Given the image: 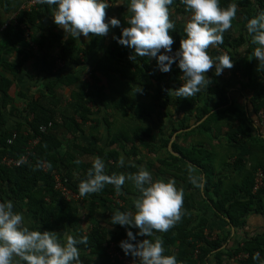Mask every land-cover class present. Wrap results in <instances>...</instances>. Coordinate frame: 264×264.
Returning a JSON list of instances; mask_svg holds the SVG:
<instances>
[{
    "label": "trees",
    "instance_id": "1",
    "mask_svg": "<svg viewBox=\"0 0 264 264\" xmlns=\"http://www.w3.org/2000/svg\"><path fill=\"white\" fill-rule=\"evenodd\" d=\"M0 1L8 4L5 12L14 9L10 4V0ZM110 2L116 3V0ZM231 2L233 0H220V6L226 7ZM234 2L238 5L236 17L233 19L231 28L224 32L223 43L217 47L224 50L232 58V76H235V74L238 76L240 93L243 96L246 93L250 94L248 98L250 110L236 106L234 101L227 95V90L217 82L215 75L210 73L207 76L209 78L208 84L204 85L195 95L191 97H177L175 95L174 102L181 118L175 123L167 140L156 145V139L143 128L134 130L132 133L133 138L125 135L120 139V142L124 141L126 144H130L134 155L137 154L134 140L143 145L149 153L154 154L159 163L157 172L161 175L172 176L182 181L187 178L188 173L180 164L189 162L199 168L204 174L203 184L205 189L211 190L215 195L213 199H208L210 209L230 228L244 232L242 241L231 247H227V241L231 238V231L223 238H212L210 233L204 234L205 229L208 228V222L206 219L196 218L193 214V211L197 208L194 196L191 193L184 192L180 220L167 232L157 233L163 240L164 254H174L180 264H206L210 257L214 259L215 264H264V230L253 235L248 234L245 219L249 214L264 216V181L260 187L254 189L258 170L260 169L264 175V137L263 133L254 131V122L259 114L264 115V69L257 68L258 62L252 55L255 45L250 42V37L245 28L249 18L264 10V0H234ZM126 8V4L122 6V9ZM52 9H54V6L38 2L35 8L29 12H17L16 21L10 22L0 31V67L11 72V77L0 75V92L3 94L1 108H5L12 100L7 92L21 68L19 64L7 62L4 55L11 50H18V48L27 45L24 30L20 28V25L26 24L33 29L37 22L42 21L45 15L50 14ZM169 10L170 19L175 25L174 30H171L170 33L174 40L172 48L175 51L179 48V42L184 37V23L176 21L171 10L183 15L187 12L180 0H173ZM187 15L189 14L187 13ZM127 20L125 17L120 19L121 24L115 28L110 44L90 70V82L81 83L79 73L65 74L60 69L56 71V62L58 60V62L64 64H80V59L99 45L101 37L89 34L88 50L86 51L78 46L76 38L72 37L70 33L63 42H60L59 35L52 37L50 48L58 43V55L55 58L51 57L49 49L45 52L42 61L43 71L52 77V80L46 85L45 93L39 94L34 100L27 101L24 109L25 118H30V121L27 119L24 122L27 128L23 126V123H20L16 124L12 130L3 132L2 128L5 121L0 110V160L3 158L20 159L26 152L28 142L36 136L40 137L38 143L30 150L27 162L16 167H7L0 164V199L11 198L24 203L33 224L40 231L57 232L61 239L66 234L77 238L86 236L87 242L78 246L80 248L81 264H124L123 260L118 259L112 262L107 251L110 244L114 243L116 250L123 259H126L127 256L119 247V242L127 239L126 228L120 225H112L109 221L107 225L113 226L115 231L106 229L99 218L101 215L100 208L106 203H113L109 200L110 197L117 195L123 202H128L125 195L138 196L139 193L131 182L126 181L121 186L122 190L119 193L115 191L112 185H106L97 193L81 197L79 202L67 201L55 189L53 172L58 173L65 184L78 193V184L86 178L91 162L77 163V160H75V175L68 170V163L71 164L73 156L69 153L62 154L60 152L64 139L56 137L57 135L52 132L58 126L57 121L59 119L69 121V128L65 127L72 138L70 137L66 143L69 146H75V134L81 131L75 118H79L81 124L86 123L91 120L90 117L93 115L92 109L88 107L89 104L108 106L110 97L105 94L103 85H100V80L96 76L97 73L105 77L107 84L110 86L109 89L111 88V98L117 92L114 85L119 82L114 74H118L126 85H129V83L142 84V78L154 81L156 88L150 98V103L142 105V114L145 116H149L155 109L171 102L170 87L166 86L169 79L173 84V90L180 87L184 82L181 79L183 73L176 63H173L170 71L161 72L157 68L155 58L145 56L137 57L136 60L129 59L130 55L134 54L133 50L118 44L116 39L113 38L114 36L119 37L121 29L128 26ZM1 26L2 19L0 18ZM30 40L32 43L36 42L40 50L44 47V41H36L35 36L31 35ZM208 54L211 57L223 55L216 49L210 50ZM75 84H80V86L78 90L71 93L73 103L69 107V117H65V114L61 111L63 98L57 96L56 89L59 86ZM118 94L116 109L126 110V106L131 109L132 102L127 99L125 94ZM19 97L25 98L22 94ZM205 116L206 118L202 121ZM192 117L194 123L199 124L190 131L196 130L210 140L215 135L212 130H216L219 134L224 128L227 129L225 132L228 140L226 151L233 154L235 159L230 165L224 164V166L225 168L231 167L235 171V179H232V177L228 180L224 178L215 180L212 178L214 153L207 152L201 147H191L187 150V148L179 146L180 138L187 137L190 132L185 131L190 127L189 123L185 122H188V119ZM49 122L52 123V127L45 133H39V127ZM178 130L182 132L176 135L171 151L179 156H174L170 151H167V146L173 133ZM8 140H11V143H8ZM75 149L86 154H92L97 150L96 147L86 148L78 145L75 146ZM163 152L166 155H163ZM98 155L105 162L110 158L114 161V165L105 166L106 174L131 173L138 170L137 167L129 164L118 166V157L106 152L98 151ZM43 163L46 170L42 167ZM129 202V207L133 209V201L129 200ZM81 203H83V208L86 209L83 220L80 215ZM120 209L125 211L124 208ZM83 221L86 225L85 228L82 227ZM131 230L134 234L138 231L135 228ZM140 237L142 239L147 238L145 236ZM140 237H137V239ZM149 239H154V237H149ZM171 247H173L172 250H170ZM257 253L259 254L258 257L253 259L254 254ZM240 254L246 257L237 260L235 263L233 258ZM230 259L234 262L231 263Z\"/></svg>",
    "mask_w": 264,
    "mask_h": 264
},
{
    "label": "clouds",
    "instance_id": "2",
    "mask_svg": "<svg viewBox=\"0 0 264 264\" xmlns=\"http://www.w3.org/2000/svg\"><path fill=\"white\" fill-rule=\"evenodd\" d=\"M38 2L54 6L53 23L75 38L89 34L104 36L110 27H119L121 21L116 17H109L105 21V9L110 5L126 4L130 13L128 26L121 29L119 37L113 38L118 44L133 50L134 54L129 57L131 60L145 56L155 58L161 72L170 71L173 63H176L184 81L174 90L177 97H191L199 92L208 84L209 78L205 73L213 66L217 76L233 66L229 55L211 57L207 50L210 46L215 48L223 43V34L231 28L237 14L238 5L234 0L226 7L220 6V0H180L189 16L183 26L184 37L175 51L170 34L175 25L170 19L169 10L173 0ZM245 28L250 42L255 45L252 55L258 62L257 68L264 69V10L249 18ZM124 164L125 157L121 154L118 166ZM189 168L191 171L192 166ZM126 181L131 182L139 195L133 200L132 210H116L110 219L112 225L126 228L127 239L119 242L124 255H130L133 264H180L174 254H164L163 240L157 235L167 232L182 215L184 189L177 187L174 179H154L152 173L142 165L138 166L136 172L109 175L105 172V161L96 156L92 158L86 178L78 184V193L83 197L101 191L106 185H112L119 193ZM189 181L198 188L203 187L202 177L190 175ZM132 228L138 231L134 234ZM140 236L147 238L137 239ZM86 242V236L77 238L66 234L61 239L57 232L33 229L23 212L16 210L11 199H0V264H81L78 246ZM258 255L254 254L253 259Z\"/></svg>",
    "mask_w": 264,
    "mask_h": 264
},
{
    "label": "crops",
    "instance_id": "3",
    "mask_svg": "<svg viewBox=\"0 0 264 264\" xmlns=\"http://www.w3.org/2000/svg\"><path fill=\"white\" fill-rule=\"evenodd\" d=\"M111 0H109V3ZM10 4L14 7L13 10L9 12H5V9L8 8L7 3H3L0 1V18L2 19V26L0 27V31L3 30L7 24L10 22L16 21V15L19 11H26L29 12L35 8L38 3V0H10ZM124 4H116L110 5L107 9H105L106 16L105 21L109 17H116L119 20L122 17L126 19L129 18L130 13L126 9H122ZM10 6V5H9ZM52 9L50 14L45 15L42 21L37 22V25L32 29V27L27 26L26 24L20 25V28L24 30V37L27 40V45L24 47L18 48V50H11L9 53L4 55L5 60L9 63L19 64L21 66L20 70L16 74V77L13 80L11 87L9 88L7 94L12 99L5 108H1V113L3 115V120L5 121V125L2 128L3 132H8L12 130L16 124L23 123V126L27 128L26 123H24L27 119L30 121V118H25L26 113L24 109L26 107V103L28 100H34L37 96L41 93H45L46 85L52 80L48 74H46L42 69V61L43 56L46 51L49 49V55L51 57H57L59 49L58 43H55L52 48H50V43L52 42V37L59 35L60 42L66 40L67 35L69 33H65V31L53 23L52 18ZM171 13L175 15V19L178 22H183L184 17L187 18V13L185 15L178 14L175 10H171ZM116 27H110L109 31L106 35L100 36L101 41L99 45L88 52V54L80 59V64L73 65L70 63L64 64L61 62H56V71L59 69L65 73H79L81 76V83L83 82H90L89 77L90 70L94 67L95 63L102 57L103 53L105 52L107 46L110 44L112 35L114 33ZM35 36L36 41L39 42L44 41V47L40 50L38 48V44L36 42H31L30 38ZM78 46L83 50H88V42L89 37L76 38ZM216 49L222 54H226L224 50L219 49L218 47H209L207 50L208 53L210 50ZM212 73L215 75L217 82L223 86L227 90V95L234 101V104L240 108H246L250 110V105L248 103V98L250 97L249 93L246 95H242L240 93V85L237 81V74L232 76L231 68H226L217 76L214 71V66L212 69H209L205 75L209 76ZM0 75L11 77V72L5 71L0 67ZM118 79V84L114 85L115 90L117 91L111 98L110 96V89L109 85L105 77L97 73L96 76L100 80V85H103L105 88V94L109 95L110 99L108 102V106H95L94 104H89L88 107L92 109L93 115L90 117L86 123L81 124L79 118H75L76 123L80 125L81 131L75 134V143L74 145H78L81 147L92 148L96 147L97 150L95 152H91L92 154H86L84 152H80L75 149V146H69L67 140L72 138V135L67 132L66 127L69 128V121L68 120H61L57 121L58 126L55 128L53 133H55L60 139H64V143L60 148V152L62 154H72L73 160L71 164L68 163L70 172L75 175L76 170L74 168V161L77 160L79 162H91L92 158L99 156L98 151L106 152L107 154L113 155L115 157H120L121 154L125 157V164L135 165L137 166H144L148 169L154 179L163 178L165 180L172 178L176 181L177 187H182L184 192L191 193L194 196L196 202V209L193 211V214L196 216L197 219L203 218L206 219L208 222V228L205 229L204 234L210 233L212 238H223L227 235L229 231H231V238L228 239L227 247L234 246L240 243L244 237V232L241 230H234L230 228L218 215L214 214V212L210 209L208 199H213L215 195L211 190H206L203 184L202 188H198L193 185L189 181V176L194 175L197 177H202L204 181V174L201 170L191 163L187 162L184 164H180V166L187 170V178L185 180H178L173 178L172 176L161 175L157 171L159 169V163L157 162L156 156L151 154L147 151V149L141 145L138 141L134 140V144L137 149V154L134 155L130 144H126V142H120L125 135H129L133 138L132 133L134 130L138 128H143L147 130L156 140V145H159L162 141L167 140L169 135L174 127L175 123L180 120L181 114L177 111L176 104L174 102L175 94L173 90V84L169 79L166 86L170 87L169 96L171 98V102L168 105L162 106L161 108L155 109L149 116H145L143 113V106L144 104L150 103V98L154 94V89L156 88V84L154 81L141 79L142 84H131L126 85L124 80L119 78L118 74H114ZM80 84H75L71 86H59L56 89L57 96L63 98L61 104V111L65 114V117H69V107L72 105L71 100V93L72 91H76L79 89ZM118 93H123L130 100L132 103L130 105L131 109L126 106V110H118L116 109V104L118 100ZM24 95L25 98L19 97V95ZM2 93L0 92V105L2 103ZM214 99L212 100V102ZM158 104H162L161 102H157ZM206 118V116L202 119V121ZM63 119V118H62ZM190 127L187 128L185 131L189 132L191 129L199 123H194V118H189L188 122ZM255 123L254 131L256 133H263L264 137V115L259 114ZM66 126V127H65ZM128 126L127 131L124 128ZM222 130V129H221ZM213 131V139L210 140L207 136L200 134L198 131H190L187 134V137L180 138L179 146L181 148H187L189 150L191 147H201L207 152H212L215 155L213 160V176L215 180L218 178H224L228 180L232 177L235 179V171L231 167L225 168L224 164L230 165L234 158V155L229 153L227 150L228 140L226 138V131L227 129L224 128L218 134L216 130ZM181 130L176 131V135L181 133ZM219 132V131H218ZM173 133V135L175 134ZM171 136L169 143L171 142V146L173 141L176 138ZM119 140V141H118ZM146 140V138H145ZM69 142V141H68ZM154 142V143H155ZM168 143V145H169ZM171 146H167V151H170L172 155L179 156L177 153L171 151ZM1 149V145H0ZM163 155H166L163 152ZM233 155V156H232ZM110 158V157H109ZM131 161V164L129 163ZM69 162V161H68ZM114 165V161L112 158L107 159L105 162V166ZM189 166H192L191 171ZM258 171H261L260 169ZM128 202H123L120 200L117 195L114 197H110L113 203H106V205L101 206L99 216L101 223L105 226L106 229L109 231H115L113 226L107 225L110 221L112 212L116 210H121L120 208H124L125 211L132 210L129 207V200L133 201L136 196L125 195ZM8 199V198H7ZM11 199V198H9ZM14 202L15 208L18 211L23 212L26 221L28 222L29 226L33 229H36L33 221L31 219L30 214L27 213L24 203L15 201ZM83 200V199H82ZM115 203V204H114ZM117 204V206H116ZM80 215L81 219L83 220V215L86 211L83 208V203L80 204ZM254 214H249L246 216L247 228L246 232L250 235H253L257 232L250 231V227H248V220L252 218ZM252 226V225H250ZM82 227L85 228V222H82ZM139 240H143L142 237ZM135 243V242H133ZM173 247L170 248L172 250ZM242 254L234 257L233 260L236 261L241 258ZM122 257V256H121ZM137 260V258H135ZM124 264H133V258L129 255L126 259H123ZM230 259V262L233 263L234 261ZM206 264H215L214 259L210 257Z\"/></svg>",
    "mask_w": 264,
    "mask_h": 264
},
{
    "label": "built area",
    "instance_id": "4",
    "mask_svg": "<svg viewBox=\"0 0 264 264\" xmlns=\"http://www.w3.org/2000/svg\"><path fill=\"white\" fill-rule=\"evenodd\" d=\"M161 51H163V49H161ZM52 127V123L49 122L45 125H41L39 127V133H45L46 131H48V129H50ZM40 137L36 136L33 139H31L26 147V152L24 155L21 156L20 159L18 160H14L11 158H3L0 160V164L5 165L7 167H13V166H19L22 163H25L29 160V154H30V150H32V148L38 143ZM8 143H11V140L7 141ZM43 169L46 170V166L43 163L42 165ZM53 178L55 181V189H57L60 194L67 200V201H72V202H79L81 200V196L79 195V193H77L76 191L72 190L71 188H69L66 184L65 181H63L61 179V176L56 173L53 172ZM264 181V175L261 171H258L256 173V177H255V188L260 187L263 184ZM107 254L109 256V258L111 259V261L113 262L115 259L118 260H122L123 257H121V255L119 254V252L116 250L115 244L111 243ZM246 257L245 255H242L241 258Z\"/></svg>",
    "mask_w": 264,
    "mask_h": 264
},
{
    "label": "rangeland",
    "instance_id": "5",
    "mask_svg": "<svg viewBox=\"0 0 264 264\" xmlns=\"http://www.w3.org/2000/svg\"><path fill=\"white\" fill-rule=\"evenodd\" d=\"M188 16L189 15H187V18L184 17L183 22L187 21ZM87 78L89 79V77H87ZM127 128H128V126H126L124 128V130L127 131ZM248 222L250 223V225H252V226H250L248 224V227H250V231L260 233V232H262L264 230V216L253 215L252 218H250L248 220Z\"/></svg>",
    "mask_w": 264,
    "mask_h": 264
},
{
    "label": "water",
    "instance_id": "6",
    "mask_svg": "<svg viewBox=\"0 0 264 264\" xmlns=\"http://www.w3.org/2000/svg\"><path fill=\"white\" fill-rule=\"evenodd\" d=\"M175 135H176V133L173 135V138L175 137ZM169 147L171 146V142L169 143V145H168Z\"/></svg>",
    "mask_w": 264,
    "mask_h": 264
}]
</instances>
